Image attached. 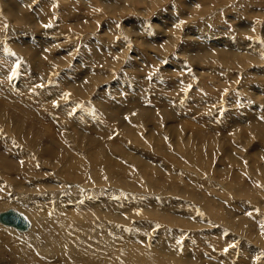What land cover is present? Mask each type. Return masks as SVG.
Listing matches in <instances>:
<instances>
[{
	"label": "rangeland",
	"instance_id": "obj_1",
	"mask_svg": "<svg viewBox=\"0 0 264 264\" xmlns=\"http://www.w3.org/2000/svg\"><path fill=\"white\" fill-rule=\"evenodd\" d=\"M2 71L0 264H264V0H0Z\"/></svg>",
	"mask_w": 264,
	"mask_h": 264
},
{
	"label": "bare ground",
	"instance_id": "obj_2",
	"mask_svg": "<svg viewBox=\"0 0 264 264\" xmlns=\"http://www.w3.org/2000/svg\"><path fill=\"white\" fill-rule=\"evenodd\" d=\"M43 20V19H42ZM26 45V44H25ZM21 46V45H20ZM147 46V45H146ZM16 48V47H15ZM213 49H215V48H212L211 49V51H213ZM30 51V50H29ZM210 51V50H209ZM27 52V51H26ZM36 52V51H35ZM148 56V55H147ZM224 56V55H223ZM221 57V56H220ZM144 58H146L145 57V55H144ZM88 59V58H87ZM215 59V58H214ZM220 59V58H219ZM222 59V58H221ZM229 61V60H228ZM148 62V61H147ZM85 63V62H84ZM217 63V62H216ZM2 66V65H1ZM2 69V68H1ZM172 69V68H171ZM40 70V69H39ZM176 70V69H175ZM4 71V70H3ZM3 71L0 73V74H2L3 73ZM168 72H169V70H168ZM173 72H175V71H173ZM175 74V73H174ZM3 76V75H2ZM6 76V75H5ZM178 76V75H177ZM164 77V76H163ZM171 78V77H170ZM173 81V80H172ZM139 83V82H138ZM143 83H145V82H143ZM164 83V82H163ZM153 84V83H152ZM160 84V83H159ZM146 86V85H145ZM145 86H143V87H145ZM166 86V85H165ZM142 87V86H141ZM157 87V86H156ZM155 87V88H156ZM162 88V87H161ZM172 88V87H171ZM157 89V88H156ZM168 89V88H167ZM147 90V89H146ZM163 90V89H162ZM150 91V90H149ZM156 91V90H155ZM165 92V91H164ZM132 93V92H131ZM142 93V92H141ZM157 93H158V91H157ZM102 94V93H101ZM135 94V93H134ZM140 94V93H139ZM136 95V94H135ZM131 97V96H130ZM136 97H137V95H136ZM144 97V96H143ZM158 97V96H157ZM145 98V97H144ZM104 100H106V99H104ZM133 100H134V96H133ZM136 100V99H135ZM144 100V99H143ZM166 100V99H165ZM137 101V100H136ZM128 103V102H127ZM25 104V103H24ZM123 104V103H122ZM121 104V105H122ZM127 105V104H126ZM117 106V105H116ZM122 107H124V105L122 106ZM115 108V105L113 106V105H109L108 106V109L109 110H113ZM119 108H121V107H119ZM116 109V108H115ZM123 109V108H122ZM126 109V108H125ZM124 109V110H125ZM127 110V109H126ZM125 110V111H126ZM15 111V110H14ZM24 111V110H23ZM130 111V110H129ZM179 111V110H178ZM153 112V111H152ZM49 113V112H48ZM51 113V112H50ZM22 114V113H21ZM21 114H19V115H21ZM25 114V113H24ZM128 114V113H127ZM17 116H18V114H16ZM23 115V114H22ZM119 115V114H118ZM3 116V115H2ZM24 116V115H23ZM22 116V117H23ZM173 117V116H172ZM24 118V117H23ZM34 118V117H33ZM122 118V117H121ZM155 118V117H154ZM158 118V117H157ZM161 118H163V117H161ZM3 119V118H2ZM6 119V118H5ZM15 119H17L18 120V118H15ZM25 119V118H24ZM23 119V121H25ZM8 120V119H7ZM16 121V120H15ZM36 121V120H35ZM76 121V120H75ZM17 122V121H16ZM162 122V121H161ZM173 122V121H172ZM18 123V122H17ZM21 123V122H20ZM23 123V122H22ZM110 123V122H109ZM121 123V122H120ZM36 123H34V125H35ZM105 124V123H104ZM104 124H102V125H104ZM162 124V123H161ZM18 125H20L21 126V124H18ZM143 126V125H142ZM24 127V126H23ZM33 127V126H32ZM37 127V126H36ZM17 128V127H16ZM22 128V127H21ZM142 128V127H141ZM140 128V129H141ZM38 129V128H37ZM85 129V128H84ZM83 129V130H84ZM106 129V128H105ZM40 130V129H39ZM73 130V129H72ZM47 131V130H46ZM46 131H44V132H46ZM77 131V130H76ZM23 132V131H22ZM41 132H42V130H41ZM40 132V133H41ZM81 132V131H80ZM19 133H21V132H19ZM28 133H30L29 132V130H28ZM27 136H30V138L29 139H31V133H30V135H27ZM33 138V137H32ZM79 138V137H78ZM32 140V139H31ZM34 140V139H33ZM40 140V139H39ZM39 140H37V141H39ZM35 146V145H34ZM84 146V145H83ZM108 147V146H107ZM100 151V150H99ZM98 159V158H97ZM60 163V162H59ZM17 178V177H16ZM21 201H23V200H21ZM29 202V201H28ZM23 203V202H22ZM19 204H20V200H19ZM26 204H27V202H26ZM19 212V211H18ZM17 212V213H18ZM33 212H34V210H32L31 211V214H33ZM19 214V213H18ZM0 215H1V213H0ZM59 215L58 214H56V217H58ZM27 219H29V218H27ZM184 221H186V220H184ZM29 222H30V220H29ZM1 223V222H0ZM70 221H69V225H70ZM2 224V223H1ZM31 222H30V226H31ZM67 223H66V221H59V225H60V230L61 231H65V230H68L69 231V225H68V227H65V229H63V227H61V226H65ZM2 225H4V224H2ZM192 225V224H191ZM4 226H7V229H8V227L9 228H11V229H15L16 231H18V232H22V233H24V232H27L29 229H30V226H29V228L26 230V231H19V230H17L16 228H14V227H11V226H8V225H4ZM30 232V231H29ZM94 235V234H93ZM55 235L53 234V232L51 231V230H49V231H47L46 232V234H45V238L46 239H50V238H52V237H54ZM95 236H97V233H95ZM84 237V236H83ZM92 238H93V236H91ZM91 237H90V239H91ZM71 237H66L65 239H70ZM59 239H61V238H59ZM82 239V238H81ZM62 240V239H61ZM83 240V239H82ZM88 243L90 242V240H88V239H85ZM74 244L75 245H77L78 244V242H77V240H75L74 241ZM43 246H47V249L46 248H44V249H42L41 250V252H43V253H45L47 256H49V258H58V256L57 255H60V260H61V262L60 263H62V262H64L65 261V257H66V255H65V253H64V251H63V249L62 248H57V247H55V246H52V245H50V244H46V245H43ZM42 246V247H43ZM116 251V250H115ZM117 252H119L118 250L116 251V253ZM115 253V254H116ZM117 255H118V253H117ZM44 256V255H43ZM59 259V258H58ZM55 260V259H54ZM88 262L90 263V264H92V259L91 258H89L88 259ZM59 263V264H60ZM106 264V263H105Z\"/></svg>",
	"mask_w": 264,
	"mask_h": 264
},
{
	"label": "water",
	"instance_id": "obj_3",
	"mask_svg": "<svg viewBox=\"0 0 264 264\" xmlns=\"http://www.w3.org/2000/svg\"><path fill=\"white\" fill-rule=\"evenodd\" d=\"M0 222L4 225L14 227L19 231H26L30 226V222L25 215L18 214L14 211L2 213L0 215Z\"/></svg>",
	"mask_w": 264,
	"mask_h": 264
}]
</instances>
